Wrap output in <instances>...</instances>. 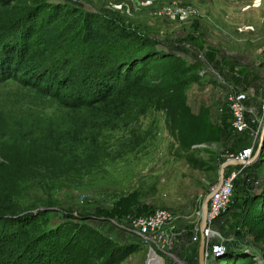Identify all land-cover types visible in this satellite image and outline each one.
<instances>
[{
	"label": "rangeland",
	"instance_id": "obj_1",
	"mask_svg": "<svg viewBox=\"0 0 264 264\" xmlns=\"http://www.w3.org/2000/svg\"><path fill=\"white\" fill-rule=\"evenodd\" d=\"M179 4L177 0H9L8 4L0 6V31L10 28L7 33L16 32L12 29L18 24L28 23L35 16H42L44 11H54L55 5L110 16L135 32L158 39V48L169 52L168 56L157 55V59L152 60L150 74L146 77L148 82H158L161 71L167 66L177 68L174 76L177 84L166 101V108L149 107L137 120L104 129L103 142L96 153L98 163L87 174L82 171L78 183L76 180L66 182L65 187L55 191L59 207L83 215L90 226L119 243L137 242L133 251L109 263L106 261L107 249L101 258H97V264H183V261L184 264H198L203 198L218 179L219 162L223 161L225 153L235 150L243 141L234 134L236 131L231 126L229 96L232 92L242 90L247 99L260 101V113L250 110L248 113L262 118L261 132L264 119V109L260 108L264 102V9L258 15L262 20L257 21L254 51L247 50L251 62L257 66L250 71L254 76L259 74L261 80H252L248 69L239 70L240 74H245L243 80H219L217 72L207 69L192 52L189 21H180L186 16H174L165 9ZM8 14L15 16L14 23L4 20ZM21 16L24 17L15 21ZM221 74L222 71H218V75ZM22 77L19 74L18 77H0V114L16 109L15 100L24 98L27 88L19 81L24 80ZM30 96L37 112L56 110L57 103L50 95L33 91ZM180 101L184 104L182 107L178 106ZM262 192L264 150L257 164L247 167L239 176L223 219L213 222L211 231L214 232L207 239L204 264H236L239 251L242 256L250 255L254 264H264V196H255ZM101 207L118 210L107 211L105 216L100 212ZM159 207L175 216L169 224L171 232L175 233L173 240L165 247L155 241L142 244L131 222ZM38 208L56 210L57 206L41 203ZM58 214L50 211L46 217L54 220ZM194 222H197L195 227ZM39 224L43 226V221ZM4 229L0 222V230ZM71 232L65 234L66 239ZM4 244L0 247L1 252V248L9 249L11 245ZM36 245V249L26 248L20 257L18 252L6 255L2 252L0 264H48L43 240ZM164 248L168 253H163ZM225 254L224 259H215ZM102 258L103 262L100 261Z\"/></svg>",
	"mask_w": 264,
	"mask_h": 264
},
{
	"label": "trees",
	"instance_id": "obj_2",
	"mask_svg": "<svg viewBox=\"0 0 264 264\" xmlns=\"http://www.w3.org/2000/svg\"><path fill=\"white\" fill-rule=\"evenodd\" d=\"M5 1L0 6L9 3ZM54 7V14L44 11L18 24L12 29L16 32L0 31V77L24 75L19 81L27 88L24 98L15 100L16 109L0 114V222L5 226L0 247L10 243L2 252L20 257L43 240L48 264H97L109 249V263L133 251L137 242L119 243L90 226L83 215L59 207L55 191L78 183L81 172L87 174L98 163L104 129L137 120L149 107L166 108L177 68L167 66L158 82H148L152 60L169 54L158 48V39L92 10ZM6 17L14 23V15ZM33 91L53 97L56 110L33 109ZM263 150L264 141L257 159L239 176L257 164ZM41 203L57 208H38ZM102 207L105 216L118 210ZM50 211L59 213L57 219L46 217ZM237 255L236 264L255 263L250 255Z\"/></svg>",
	"mask_w": 264,
	"mask_h": 264
},
{
	"label": "crops",
	"instance_id": "obj_3",
	"mask_svg": "<svg viewBox=\"0 0 264 264\" xmlns=\"http://www.w3.org/2000/svg\"><path fill=\"white\" fill-rule=\"evenodd\" d=\"M177 2L192 8L186 18H180V21L187 19L189 21L192 52L197 54L207 69L212 70L213 73L217 72L219 80H243L245 74H240L239 70L250 71L257 67L251 62L248 51L253 53L255 48L254 40L258 37L256 25L257 21L262 20L258 15L264 9V0H177ZM218 71H222V74L218 75ZM250 74L252 80H261L259 74L254 76L253 71L252 73L250 71ZM259 103L260 101L251 97L246 100L249 110L253 112L259 111ZM234 134L243 141L235 150L228 153H236L254 142V137L248 131H236ZM226 154L227 152L223 160ZM178 223L181 224L180 221ZM194 224L195 227L197 222ZM174 234L171 233L172 237L167 245L172 242ZM165 252L168 253L164 248L163 253Z\"/></svg>",
	"mask_w": 264,
	"mask_h": 264
},
{
	"label": "built area",
	"instance_id": "obj_4",
	"mask_svg": "<svg viewBox=\"0 0 264 264\" xmlns=\"http://www.w3.org/2000/svg\"><path fill=\"white\" fill-rule=\"evenodd\" d=\"M165 9L171 15L179 17L187 16L192 11V8L189 5L181 4L168 6ZM246 99L247 94L242 90H237L230 94L229 108L231 112V126L238 132L249 130L250 134L254 137V142L252 145L243 147L236 153H227L225 159H249L253 153L254 143L259 139L262 118L256 114L249 115ZM261 106L264 109V102H262ZM252 123H255L253 124V127H251ZM248 164V162L244 161L228 164L226 166L220 186L208 201L206 227L204 229L207 239L210 234L214 232V230L211 231L214 220L225 211L231 201L235 180L238 178L239 174L242 173L244 166ZM174 218L175 216L171 211L159 207L150 213L136 217L131 222V226L134 228L140 243L148 244L155 241L160 244V246L165 247L172 237V229L169 228V224ZM216 246L217 245L215 244L214 247Z\"/></svg>",
	"mask_w": 264,
	"mask_h": 264
},
{
	"label": "water",
	"instance_id": "obj_5",
	"mask_svg": "<svg viewBox=\"0 0 264 264\" xmlns=\"http://www.w3.org/2000/svg\"><path fill=\"white\" fill-rule=\"evenodd\" d=\"M264 141V119H263V125L261 128V132L259 135V139L257 142V146L255 150L253 151L252 155L250 156L249 159L241 160L240 158H228L224 159L218 168V179L216 183L211 187V189L205 194L202 205H201V219L199 223V232H200V239H199V248H198V257H199V262L198 264H204L205 263V249H206V244H207V236L204 232V229L206 227V218H207V211H208V201L210 197L213 195V193L216 191V189L220 186L223 177H224V172L225 168L228 164H233V163H238V162H248L251 163L257 159L260 149L262 147ZM36 211V209H34Z\"/></svg>",
	"mask_w": 264,
	"mask_h": 264
}]
</instances>
